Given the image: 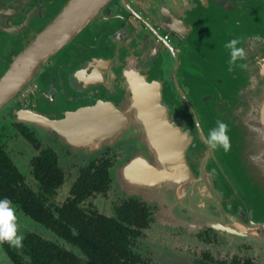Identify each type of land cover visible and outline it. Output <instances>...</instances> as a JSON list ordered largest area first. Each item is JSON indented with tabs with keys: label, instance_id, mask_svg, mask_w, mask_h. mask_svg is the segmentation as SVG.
<instances>
[{
	"label": "flooded vegetation",
	"instance_id": "obj_1",
	"mask_svg": "<svg viewBox=\"0 0 264 264\" xmlns=\"http://www.w3.org/2000/svg\"><path fill=\"white\" fill-rule=\"evenodd\" d=\"M69 1L0 0V72L9 69ZM229 1L264 21V0ZM160 9V0H111L98 18L67 44L61 55L42 66L8 103L12 116L7 117L8 126L0 128V152L23 176L25 187L37 194L42 191L35 176L37 160L45 150L55 153L65 181L44 203L57 216L71 205L72 188L81 176H109L105 192L77 203L91 216L119 220L118 211L125 216L123 232L132 254L130 262L135 257L145 264H260L264 207H258L230 152L209 144V131L216 124L194 83L203 56L191 50L188 39L165 22ZM85 31L87 39L74 45ZM152 87L172 122L190 139L187 160L192 178L179 190L180 199L165 183L160 190L132 184L133 177L143 173L142 159L151 164L157 159L139 140L123 136L125 129L118 125H122L121 115L130 114L133 98ZM80 112L89 114L92 120L88 122L102 123L104 133L73 140L56 128ZM16 139H25L36 151L28 177L8 149ZM118 177L120 187L115 184ZM68 178L73 183L64 196L60 190ZM146 191L152 196H146ZM13 206L52 232L28 229L22 234L24 239L36 234L54 241L75 254L78 264H86L77 245L18 204ZM0 251L7 255L6 264H15L3 242Z\"/></svg>",
	"mask_w": 264,
	"mask_h": 264
},
{
	"label": "water",
	"instance_id": "obj_2",
	"mask_svg": "<svg viewBox=\"0 0 264 264\" xmlns=\"http://www.w3.org/2000/svg\"><path fill=\"white\" fill-rule=\"evenodd\" d=\"M110 1L70 0L60 14L18 54L1 77L0 110L30 84L42 66L97 19ZM160 1L163 19L187 38L188 43L195 32L200 33L194 24L199 25L202 34L207 20L224 24L221 34L227 40H222L223 46L232 39L239 41V48L244 52L241 71L229 70V64L223 63L221 72L209 71L208 80L202 77L205 75H194V83L214 123L220 119L229 125L232 160L257 199L263 203L264 25L254 21L249 11L229 0ZM191 12H195L196 20H193ZM148 89L151 90L142 91L133 98L130 114L121 115L122 125L118 127L125 129L123 136L139 140L145 150L157 159V163L151 164L142 156L145 163L141 166L143 173L133 177L132 184L160 190L165 183L173 194L192 178L187 160L190 139L172 122L157 89ZM89 119L92 120L88 113H75L57 124L56 128L73 140L104 133L102 123L93 124L88 122ZM109 128L111 126L105 131ZM150 193L146 191V196H152Z\"/></svg>",
	"mask_w": 264,
	"mask_h": 264
},
{
	"label": "trees",
	"instance_id": "obj_3",
	"mask_svg": "<svg viewBox=\"0 0 264 264\" xmlns=\"http://www.w3.org/2000/svg\"><path fill=\"white\" fill-rule=\"evenodd\" d=\"M35 176L42 189L38 194L25 187L23 176L8 156L0 152V199H10L36 220L77 245L85 255L86 264H145L135 257L129 261L132 254H129L128 238L123 232L125 216L120 211L119 221L91 216L78 206L77 200L105 192L109 187V176H81L72 188L71 205L59 211L58 216L44 203L47 196L54 194L65 181V174L52 150H45L37 160ZM4 245L15 264H78L75 254L36 234L26 236L19 249L7 243Z\"/></svg>",
	"mask_w": 264,
	"mask_h": 264
},
{
	"label": "rangeland",
	"instance_id": "obj_4",
	"mask_svg": "<svg viewBox=\"0 0 264 264\" xmlns=\"http://www.w3.org/2000/svg\"><path fill=\"white\" fill-rule=\"evenodd\" d=\"M201 11H203V10H201ZM195 15H196L195 12H191V16L194 18L193 20H196ZM252 19L254 21L258 22L259 24L264 25V21L260 20V17H258L257 20L254 19V17H252ZM194 25H195L196 30H198V32L201 33V29L199 28V25L197 23H195ZM204 27H205V30H204L205 32H203L202 34L195 32L194 36L189 39L190 40L189 46H190L191 50L193 49L195 52L201 54L203 56V60H204L202 65H200V68H198L199 71L195 72V75L196 74L205 75L202 77L204 79H207V75L209 74V71L217 70L218 72H221L223 63H228V60L230 59V55H229L230 50H228V49L226 50V48L223 46L222 40H227V37H225L224 34H221L222 31H224V29H223L224 24L223 23L217 22L214 20H207L205 22ZM87 35H88V31L83 32L81 38L79 37L76 41L73 42V43H75L74 45H76L79 40H82V39H83V41L86 40ZM194 41H199V42L196 43ZM238 48H239V45H238ZM65 49H66V47L64 48V50ZM64 50L62 52L60 51L61 54L64 52ZM237 64L241 65V60L237 61ZM232 68L237 69V71L238 70L241 71V69H242L239 66H233ZM5 69H6V67L0 72V75L3 74ZM191 75H194L193 72H191ZM2 76H0V78ZM9 104H6L0 110V128L3 126H5V127L8 126L9 120H10L8 118L12 116ZM11 143L12 144H9V147H8L9 152H10L12 158L14 159L15 163L21 169V171L28 177L29 172H30L31 159L36 154V151L25 139H16V140L12 141ZM119 182L120 181H119V177H118V179H116V183H115L117 187H120ZM72 183H73V179L68 178L66 184L60 190V191H62V194L64 196L65 195L67 196V194L69 193ZM181 193L182 192H180V194L179 193L177 194L176 199H178V198L180 199ZM253 194L255 197V201L257 200L256 203L258 204V207L262 209L264 207V202L261 203V201L257 199V196L255 195L254 192H253ZM15 209H16V216H17L18 232H20L21 234H23L24 231H28V229L31 231H35L37 233H42V234H48V232L52 233L50 230L46 229L42 224H40V223L30 219L29 217H27L17 207H15ZM198 210H200V209H198ZM258 244L264 246V242L263 243L259 242ZM262 249H264V247ZM260 259H261L260 264H264V252L260 253ZM7 262H8L7 261V255L4 252L0 251V263L6 264ZM178 264H185V263H178Z\"/></svg>",
	"mask_w": 264,
	"mask_h": 264
},
{
	"label": "clouds",
	"instance_id": "obj_5",
	"mask_svg": "<svg viewBox=\"0 0 264 264\" xmlns=\"http://www.w3.org/2000/svg\"><path fill=\"white\" fill-rule=\"evenodd\" d=\"M238 44V40L232 39L224 45L226 49L230 50L229 70L233 66H244L237 64V61L244 58V52L237 47ZM208 142L213 148L222 149L224 152L230 151L229 125L218 119L216 126L209 131ZM23 239V235L18 234L16 209L13 206V202L8 198L0 199V242L7 243L10 247L19 248L22 247Z\"/></svg>",
	"mask_w": 264,
	"mask_h": 264
},
{
	"label": "bare ground",
	"instance_id": "obj_6",
	"mask_svg": "<svg viewBox=\"0 0 264 264\" xmlns=\"http://www.w3.org/2000/svg\"><path fill=\"white\" fill-rule=\"evenodd\" d=\"M182 185H180V187L177 188L178 190L175 191L176 195L178 194V192H179L180 189H183V187H184L185 184H182ZM175 193L173 192V195H175Z\"/></svg>",
	"mask_w": 264,
	"mask_h": 264
}]
</instances>
